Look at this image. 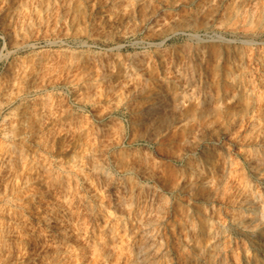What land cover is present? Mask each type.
I'll return each instance as SVG.
<instances>
[{
	"label": "rangeland",
	"instance_id": "obj_1",
	"mask_svg": "<svg viewBox=\"0 0 264 264\" xmlns=\"http://www.w3.org/2000/svg\"><path fill=\"white\" fill-rule=\"evenodd\" d=\"M124 1L0 0V264H137L143 227L156 264H234L243 237L264 264V221L241 210L264 199L263 46L253 107L239 80L262 19L243 23L244 0ZM160 93L180 105L147 123Z\"/></svg>",
	"mask_w": 264,
	"mask_h": 264
},
{
	"label": "bare ground",
	"instance_id": "obj_2",
	"mask_svg": "<svg viewBox=\"0 0 264 264\" xmlns=\"http://www.w3.org/2000/svg\"><path fill=\"white\" fill-rule=\"evenodd\" d=\"M124 1V0H123ZM126 1V0H125ZM124 1V2H125ZM249 1V0H248ZM262 2H263V8H261L260 6H259V3L257 2V1H255V0H253V2H249L248 4H247V2L244 0L243 2H245V7H241V14H242V18H244L243 20H244V22L243 23H245L246 21H248V20H250V19H253V18H255V17H260V19H262L259 23H260V25H259V27H258V31H254V32H252V30L250 29V28H248V27H242V29H244V31H243V34L245 35V39H244V41L242 42V50H243V58H242V60H240L241 62H240V70H241V74L242 75H240V73H239V80H241V82L243 83V85H244V87L243 88H245L246 90H247V93H248V98H249V104H250V106L251 107H253L254 105H253V103H256V102H258V100H260V99H257V98H260V96H262V94L260 95V90H261V87L262 86H260V84H259V80H258V76H257V72L260 70L259 69V67H257V60H256V55L255 54H258V52L256 53V51H258V46H263L262 47V49L264 48V0H261ZM120 2H122V1H120ZM242 3V2H241ZM242 6V5H241ZM236 10V9H235ZM237 13V12H236ZM239 17V16H238ZM257 19V18H256ZM242 20V21H243ZM256 21V20H255ZM258 22V21H257ZM236 23V22H235ZM258 23V24H259ZM237 24V23H236ZM256 25V24H255ZM253 27V26H252ZM231 29H233V28H231ZM239 30H240V28H238ZM241 29V30H242ZM227 30V29H226ZM233 30H235V29H233ZM254 30V29H253ZM239 37V36H238ZM243 37V36H242ZM240 38V37H239ZM244 38V37H243ZM225 39V38H224ZM234 40V39H233ZM227 41V40H226ZM232 41V40H231ZM217 42V41H216ZM235 42V41H234ZM215 43V42H214ZM226 43V42H225ZM232 43H233V41H232ZM227 45H228V43H227ZM226 45V46H227ZM229 46V45H228ZM232 46V45H231ZM240 46V45H239ZM225 48V47H224ZM228 48V47H227ZM231 48V47H230ZM233 48V47H232ZM240 49V48H239ZM216 50V49H215ZM219 50V49H218ZM224 50V49H223ZM230 49L228 48V50L227 51H229ZM259 50H260V48H259ZM226 51V52H227ZM261 51V50H260ZM240 52V51H239ZM262 52V51H261ZM260 52V53H261ZM216 53V52H215ZM231 53V52H230ZM241 53V52H240ZM220 54H221V52H220ZM224 54H226V53H224ZM232 54V53H231ZM208 56V55H207ZM210 56V55H209ZM213 56V55H212ZM226 56H227V54H226ZM223 57V56H222ZM221 57V58H222ZM226 58V57H225ZM229 57L227 56V58L226 59H228ZM232 58V57H231ZM223 59V58H222ZM144 60V59H143ZM142 60V61H143ZM225 60V59H224ZM229 60V59H228ZM227 60V61H228ZM263 60V59H262ZM203 61V60H202ZM264 61V60H263ZM260 62V61H259ZM230 64V63H229ZM261 64V63H260ZM264 64V63H263ZM195 65V64H194ZM200 65V64H199ZM199 67V66H198ZM237 67V66H236ZM239 67V66H238ZM207 68V67H206ZM229 68V67H228ZM227 68V69H228ZM230 70V69H229ZM232 70V69H231ZM202 72V71H201ZM240 72V71H239ZM259 73V72H258ZM226 75V74H225ZM229 76V75H228ZM228 76H226V78L228 77ZM224 77V76H223ZM264 78V77H263ZM228 79V78H227ZM260 79V78H259ZM203 80V79H202ZM264 80V79H263ZM228 81V80H227ZM260 82H262L261 80H260ZM193 83H196V82H193ZM238 84H239V82H238ZM200 85V84H199ZM193 86H196V84L195 85H193ZM264 86V85H263ZM203 88V87H202ZM264 88V87H263ZM244 89V90H245ZM226 90H228V89H226ZM264 90V89H263ZM170 94V93H169ZM259 94V95H258ZM262 98V97H261ZM226 104V103H225ZM176 100L175 99H173L172 98V96H171V98L170 97H168V94H164V93H160L159 95H158V97L156 98V100H153V102L149 105V108L145 111V113H146V122L147 123H151V124H155V123H157L158 124V118L161 116V115H164V116H166V115H170L171 113L173 114V112L175 111V110H177L176 109ZM178 105H180L179 103H178ZM177 105V106H178ZM258 107V106H257ZM263 107V106H262ZM246 112L247 113H249V107L246 109ZM257 112H258V108H257ZM256 112V113H257ZM254 114V113H253ZM165 118V117H164ZM163 118V119H164ZM241 120V119H240ZM150 124V125H151ZM258 125V124H257ZM260 125V124H259ZM263 125V124H262ZM263 130H264V128H263ZM259 146V145H258ZM257 152H258V150H257ZM259 152H260V154L257 156L258 158L255 160V162L254 163H252L253 164V166H254V170L255 169H258V168H260L261 166H263L264 165V147H263V149L261 148L260 150H259ZM105 163V162H104ZM97 164V163H96ZM102 165V164H101ZM98 166V165H97ZM104 167V166H103ZM135 170V172H136V169H132V171H134ZM104 172V171H103ZM139 173H141V172H139ZM2 174V173H1ZM106 175H108V174H106ZM145 175V174H144ZM147 175V174H146ZM2 176H3V174H2ZM97 176H98V174H97ZM97 176H96V178H97ZM103 176V175H102ZM100 177V176H99ZM98 177V178H99ZM103 177H106V176H103ZM94 178V177H93ZM109 178V177H108ZM106 179V182H107V184H106V187H107V190H113L112 191V193L110 194V198H115L117 201H118V205H120V206H122V205H125V207H127L128 208V206H129V200H127L126 201V197H125V193L127 192L126 191V187L122 184V185H119L118 187H117V184H116V180L113 178H111V179ZM100 179V178H99ZM105 179V178H104ZM227 180V179H226ZM92 183H93V181H91ZM105 182V183H106ZM251 182V181H250ZM126 183V182H125ZM226 183V182H225ZM224 183V184H225ZM227 184V183H226ZM126 185V184H125ZM139 186V185H138ZM141 186V185H140ZM219 185H216V187H215V189L212 191V193L210 192V195L208 196V198L209 199H212L213 200V202H217L218 200H220L222 197H223V194L225 193V192H223V191H226V192H228L229 191V187H228V189H227V187H223V188H221L220 186L218 187ZM249 190H250V192H252L253 191V189H254V186H253V184L252 183H247V186H246ZM140 188V187H139ZM145 188V187H144ZM151 189V188H150ZM141 190H143V189H141ZM158 191V190H157ZM140 193V192H139ZM143 193V192H142ZM142 193H140V195L142 194ZM253 193V192H252ZM147 194V193H146ZM150 194V193H149ZM148 194V195H149ZM154 194H156L155 192H154ZM153 194V195H154ZM226 195H228L227 193H225ZM256 194H257V192H256ZM127 195V194H126ZM151 195H152V193H151ZM225 195V196H226ZM146 196V195H145ZM262 196L263 195H257V196H253V197H249V196H246L245 198H244V200H243V206L241 205V204H239V206L241 205V210H245V208H246V206H252L251 208V210H250V213H252V216H253V220L251 221V223H253V224H257L258 222H263L264 221V214H261L260 213V209H261V211H262V208H263V204H264V199L262 200L263 201V204L261 203V199H262ZM156 197H157V194H156ZM215 197V198H214ZM158 198V197H157ZM224 198V197H223ZM160 199V198H159ZM159 199H158V201H159ZM157 199L156 198H154V197H149V196H147L146 197V199H145V205H144V207L145 208H152L153 207V209L155 208V204L157 203V201H156ZM225 200V199H224ZM111 201H113V200H111ZM140 201V200H139ZM138 201V202H139ZM221 201H223V199L221 200ZM129 202V203H128ZM137 202V203H138ZM115 203V202H114ZM165 203V202H164ZM133 204V203H132ZM159 204L161 205V203H160V201H159ZM163 204V203H162ZM116 205V204H115ZM165 205V204H164ZM245 205V206H244ZM263 205V206H262ZM138 206V205H137ZM141 206V205H140ZM157 206H158V204H157ZM156 206V208H158ZM118 207V206H117ZM143 207V208H144ZM161 207H162V205H161ZM142 208V209H143ZM163 208V207H162ZM214 208V207H213ZM136 209V208H135ZM141 209V210H142ZM160 209V207L158 208V210ZM212 209V208H211ZM157 210V209H156ZM213 210V209H212ZM138 211V210H137ZM214 211V210H213ZM143 212V211H142ZM241 212V211H240ZM264 212V211H263ZM149 213H150V211H149ZM148 213V214H149ZM239 213V212H238ZM137 214V213H136ZM242 214V213H241ZM139 215V214H138ZM137 215V216H138ZM141 215V214H140ZM236 215H237V213H236ZM211 216V215H210ZM239 216V215H238ZM237 216V217H238ZM145 217V216H144ZM149 217H151V216H149ZM155 217V216H154ZM236 217V218H237ZM244 217V216H243ZM240 218V217H239ZM137 219H139L140 220V218H137ZM144 219V218H143ZM145 220V219H144ZM147 220V219H146ZM146 220H145V222H146ZM237 220V219H236ZM241 221H243V220H241ZM144 221H143V223H145ZM137 223V222H136ZM139 224V223H138ZM240 225L242 224V223H239ZM252 225V224H251ZM254 225V226H255ZM143 226H144V224H143ZM142 226V227H143ZM215 226H216V224H215ZM253 226V225H252ZM141 227V226H140ZM144 228V230H143V233L142 234H140V236L142 235V238H144V241H143V243L142 244H140V245H138L139 246V248H137L138 249V252H137V259H138V263L137 264H156L154 261H153V258H152V255H154V250H156L155 249V245H156V241H153V239H151L150 238V236H149V234L151 233H149L146 229V227H143ZM142 228V229H143ZM146 228V229H145ZM248 228H251V226L250 227H248ZM253 228V227H252ZM141 229V228H140ZM146 231V232H145ZM217 231V230H216ZM216 231H215V233H216ZM154 232V231H153ZM151 233V236H152V234H154V233ZM159 232V231H158ZM258 233V232H257ZM262 234H264V231H262ZM156 235V234H155ZM251 235V234H250ZM153 238V237H152ZM155 239V238H154ZM215 239H216V236H215ZM143 240V239H142ZM161 240V239H160ZM247 240H245L244 239V237H243V239L242 240H237L236 241V243H235V248H234V264H252L250 261H245V262H242V258L240 257V253L239 252H243V253H245V252H247L248 251V244H247V242H246ZM250 241V240H249ZM35 242V241H34ZM33 243V242H32ZM31 243V244H32ZM216 244V243H215ZM37 245V244H36ZM33 247H36L34 244L32 245ZM233 246V247H234ZM157 247V249H158V245L156 246ZM232 247V246H231ZM250 248H251V246H250ZM39 250V249H38ZM37 250V251H38ZM223 250H225V249H223ZM36 251V253L38 254V252ZM40 251V250H39ZM250 251V250H249ZM207 252H209V251H207ZM227 251H225V252H223V253H225V258H223L222 257V253L221 252H218V253H220L219 255H220V257L221 258H223V260H221L222 261V263L224 262V264H227L228 263V254H230V253H226ZM248 254V253H247ZM156 255V254H155ZM244 256V255H243ZM155 257V256H154ZM217 257H218V255H217ZM206 258V257H205ZM213 258H214V255H212V254H210V256H209V260L207 261L208 263L207 264H212V262H213ZM220 258V259H221ZM246 258V257H245ZM248 258V257H247ZM246 258V259H247ZM155 259V258H154ZM217 259H219V258H217ZM229 259H230V257H229ZM248 260H249V258H248ZM251 260H252V258H251ZM215 261V260H214ZM218 261V260H217ZM216 261V262H217ZM253 261V260H252ZM231 262V261H230ZM257 262V261H256ZM231 263H233V262H231ZM217 264H219V263H217ZM230 264V263H229Z\"/></svg>",
	"mask_w": 264,
	"mask_h": 264
}]
</instances>
